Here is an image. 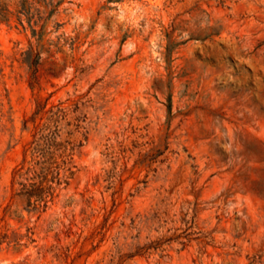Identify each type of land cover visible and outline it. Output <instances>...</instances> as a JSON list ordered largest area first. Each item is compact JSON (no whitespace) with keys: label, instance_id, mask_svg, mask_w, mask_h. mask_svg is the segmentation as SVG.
<instances>
[{"label":"rangeland","instance_id":"rangeland-1","mask_svg":"<svg viewBox=\"0 0 264 264\" xmlns=\"http://www.w3.org/2000/svg\"><path fill=\"white\" fill-rule=\"evenodd\" d=\"M0 264H264V0H0Z\"/></svg>","mask_w":264,"mask_h":264},{"label":"trees","instance_id":"trees-1","mask_svg":"<svg viewBox=\"0 0 264 264\" xmlns=\"http://www.w3.org/2000/svg\"><path fill=\"white\" fill-rule=\"evenodd\" d=\"M39 107V106H38ZM42 111L41 109H37V112L33 116V121L36 117V115L40 114ZM62 112V111H58ZM38 128V125L36 126V129ZM41 129V128H40ZM40 129H37L35 135L33 136V140L28 144V147L25 149L24 157L21 161V163L14 169L13 171V182L17 181L18 179L23 178V176L34 172L35 167L37 164H39L38 158L40 157L41 154L35 155L37 152L38 147L40 146V142L42 141V136L41 137H36L39 135V132L41 131ZM27 155L30 157L29 160H27ZM43 157V156H42ZM47 175L50 171V167L46 168Z\"/></svg>","mask_w":264,"mask_h":264}]
</instances>
